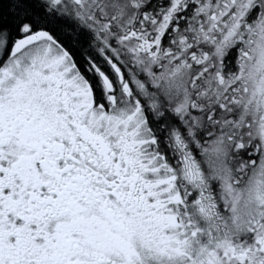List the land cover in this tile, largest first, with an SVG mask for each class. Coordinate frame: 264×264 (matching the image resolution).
<instances>
[{"label": "snow or ice", "instance_id": "1", "mask_svg": "<svg viewBox=\"0 0 264 264\" xmlns=\"http://www.w3.org/2000/svg\"><path fill=\"white\" fill-rule=\"evenodd\" d=\"M0 264H264V0H0Z\"/></svg>", "mask_w": 264, "mask_h": 264}]
</instances>
